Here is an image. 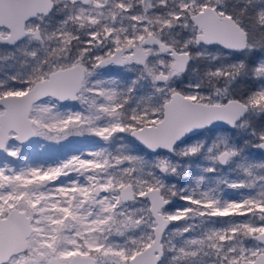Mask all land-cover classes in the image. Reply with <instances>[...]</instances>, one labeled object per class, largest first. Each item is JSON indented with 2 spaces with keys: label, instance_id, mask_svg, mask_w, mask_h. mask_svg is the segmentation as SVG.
<instances>
[{
  "label": "snow or ice",
  "instance_id": "snow-or-ice-1",
  "mask_svg": "<svg viewBox=\"0 0 264 264\" xmlns=\"http://www.w3.org/2000/svg\"><path fill=\"white\" fill-rule=\"evenodd\" d=\"M254 150L264 0H0V264H264Z\"/></svg>",
  "mask_w": 264,
  "mask_h": 264
},
{
  "label": "rangeland",
  "instance_id": "rangeland-1",
  "mask_svg": "<svg viewBox=\"0 0 264 264\" xmlns=\"http://www.w3.org/2000/svg\"><path fill=\"white\" fill-rule=\"evenodd\" d=\"M78 108L79 105H76ZM207 137H201V139H206ZM102 142H93L91 138L88 137H69L67 141H62L59 144L50 141H41L42 147L40 145H34L31 149L26 148L25 151H29L31 158L36 162H52L56 158H63L65 155L76 150H86L89 148H99ZM113 148L116 147L115 144L112 145ZM49 157L52 159L49 160ZM187 181L185 180L184 183ZM226 196H235L234 190L226 189Z\"/></svg>",
  "mask_w": 264,
  "mask_h": 264
},
{
  "label": "trees",
  "instance_id": "trees-1",
  "mask_svg": "<svg viewBox=\"0 0 264 264\" xmlns=\"http://www.w3.org/2000/svg\"><path fill=\"white\" fill-rule=\"evenodd\" d=\"M245 85L248 86L247 84H245ZM242 87H243V85H242ZM255 157H256L257 160H260V161L264 160V153H260V152L257 151Z\"/></svg>",
  "mask_w": 264,
  "mask_h": 264
},
{
  "label": "flooded vegetation",
  "instance_id": "flooded-vegetation-1",
  "mask_svg": "<svg viewBox=\"0 0 264 264\" xmlns=\"http://www.w3.org/2000/svg\"><path fill=\"white\" fill-rule=\"evenodd\" d=\"M115 75V74H114ZM249 86V85H248ZM248 86H246L245 84L243 85V87H248ZM237 138H238V136H237ZM241 143H242V141H241ZM256 150H254L253 151V157L256 159V157H255V155H256ZM255 154V155H254ZM257 160V159H256ZM258 162L260 161V160H257ZM177 203L179 204V203H182V202H179V201H177Z\"/></svg>",
  "mask_w": 264,
  "mask_h": 264
}]
</instances>
